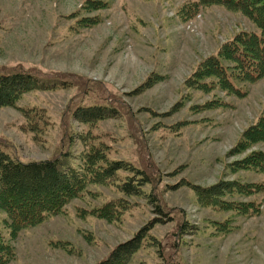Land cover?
Wrapping results in <instances>:
<instances>
[{"label": "rangeland", "instance_id": "obj_1", "mask_svg": "<svg viewBox=\"0 0 264 264\" xmlns=\"http://www.w3.org/2000/svg\"><path fill=\"white\" fill-rule=\"evenodd\" d=\"M241 29L256 27L236 9L198 0H0V71L22 66L68 85L0 107V149L24 162L68 152L82 170L85 152L103 143L109 160L150 180L138 194L121 190L135 182L129 170L86 182L62 213L15 236L0 211V233L15 254L6 264H93L149 221L128 264H264V188L219 196L253 203L256 212L244 215L204 202L192 187L264 184V173L234 165L264 151V142L235 148L264 114V77L232 79L237 91L211 87L210 78L187 83L199 61ZM87 106L112 112L94 123L76 120L73 111ZM30 107L49 124L36 139L22 115ZM109 202L116 218L123 209L116 221L91 213Z\"/></svg>", "mask_w": 264, "mask_h": 264}, {"label": "trees", "instance_id": "obj_2", "mask_svg": "<svg viewBox=\"0 0 264 264\" xmlns=\"http://www.w3.org/2000/svg\"><path fill=\"white\" fill-rule=\"evenodd\" d=\"M204 5L221 4L242 12L256 27L255 30H239L225 40L217 52L199 61L191 76L187 78L189 86L199 84L210 78L214 84L234 91L232 79L254 81L264 77V0H198ZM38 70L25 69L0 71V107L12 106L25 93L33 90H53L68 86L58 76L43 79ZM206 86L207 84H203ZM111 108L104 106L78 107L73 117L83 123H94L111 115ZM26 130L38 138L48 127V120L41 109L33 107L22 109ZM264 142V114L245 128L235 148L242 151L254 143ZM103 143L91 145L82 157L83 169L71 165L68 152L40 160L21 161L0 149V211L6 216L10 234L15 236L21 229L42 222L47 216L62 213L63 207L78 197L86 182L112 180L119 170L134 173V181L120 183L121 190L128 194H138L141 186L149 183V177L143 171L132 167L122 160H109L103 152ZM61 154V153H59ZM66 158V159H64ZM236 168L256 170L264 173V151L252 150L241 159L234 161ZM201 200L224 210H235L239 214H253L257 208L253 203L224 201L219 198L224 192L259 193L264 184H246L237 181L220 182L210 187L195 185ZM154 205L158 208V204ZM116 208L106 203L94 208L91 213L108 221L117 220L123 209L115 215ZM154 223V221H153ZM223 231L225 223H220ZM148 222L129 240L117 244L106 257L93 264H128L151 228ZM12 246L0 233V264H6L14 258Z\"/></svg>", "mask_w": 264, "mask_h": 264}]
</instances>
